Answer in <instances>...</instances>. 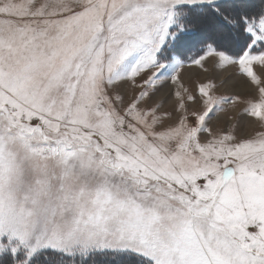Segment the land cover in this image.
I'll list each match as a JSON object with an SVG mask.
<instances>
[{
  "label": "snow or ice",
  "instance_id": "6c2138e0",
  "mask_svg": "<svg viewBox=\"0 0 264 264\" xmlns=\"http://www.w3.org/2000/svg\"><path fill=\"white\" fill-rule=\"evenodd\" d=\"M239 104L264 0H0V264H264Z\"/></svg>",
  "mask_w": 264,
  "mask_h": 264
},
{
  "label": "rangeland",
  "instance_id": "374dc122",
  "mask_svg": "<svg viewBox=\"0 0 264 264\" xmlns=\"http://www.w3.org/2000/svg\"><path fill=\"white\" fill-rule=\"evenodd\" d=\"M197 78L201 79L199 75L197 76ZM221 91H225V89H221ZM254 102H258V96L254 98ZM238 106H236L234 109L231 108V106H226L230 108V113L234 117V119L230 122L229 126L233 124L236 125L238 132L242 131L245 135L248 136L255 135L258 131H264V125H262L261 122H259L255 118L241 114L242 110L245 107L244 104H239ZM166 107H170V105H166Z\"/></svg>",
  "mask_w": 264,
  "mask_h": 264
},
{
  "label": "bare ground",
  "instance_id": "6f19581e",
  "mask_svg": "<svg viewBox=\"0 0 264 264\" xmlns=\"http://www.w3.org/2000/svg\"><path fill=\"white\" fill-rule=\"evenodd\" d=\"M231 70V69H230ZM199 75V77H201V80L206 79L208 77V74H204V73H200L198 69H196L195 67L193 68H185L182 76L184 77V79L187 81L189 77H191L193 80L197 78V76ZM217 83H219V80H217ZM225 90H231L229 89H225ZM239 107V106H238ZM220 116H224V114L222 113Z\"/></svg>",
  "mask_w": 264,
  "mask_h": 264
}]
</instances>
